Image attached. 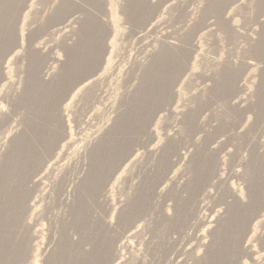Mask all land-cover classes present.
I'll list each match as a JSON object with an SVG mask.
<instances>
[{
  "label": "rangeland",
  "instance_id": "rangeland-1",
  "mask_svg": "<svg viewBox=\"0 0 264 264\" xmlns=\"http://www.w3.org/2000/svg\"><path fill=\"white\" fill-rule=\"evenodd\" d=\"M228 246L264 264V0H0V264Z\"/></svg>",
  "mask_w": 264,
  "mask_h": 264
},
{
  "label": "bare ground",
  "instance_id": "bare-ground-1",
  "mask_svg": "<svg viewBox=\"0 0 264 264\" xmlns=\"http://www.w3.org/2000/svg\"><path fill=\"white\" fill-rule=\"evenodd\" d=\"M86 6H88L89 8H90V4L88 5H86ZM85 8V7H84ZM86 31V30H85ZM87 32V31H86ZM186 46V45H185ZM182 47V46H181ZM181 49V48H180ZM179 49V50H180ZM186 49H187V47H186ZM184 51V50H183ZM176 53H178V51H176ZM177 55V54H176ZM172 57V56H171ZM69 60H70V57L68 58V60H67V62H66V64H70L69 63ZM170 61H171V59H169ZM174 60V59H173ZM177 61V60H176ZM161 62V61H160ZM168 63H170V62H168ZM73 64V63H72ZM163 65V64H162ZM166 65V64H165ZM174 65V64H173ZM178 65V64H177ZM176 65V66H177ZM175 66V67H176ZM67 67V66H66ZM65 67V68H66ZM69 67V66H68ZM166 67V66H165ZM164 67V68H165ZM174 67V66H173ZM175 67H174V69H175ZM69 68H71V67H69ZM169 69V68H168ZM164 70V69H163ZM173 70V69H172ZM166 71H168L167 69H166ZM165 72V71H164ZM167 75V74H166ZM173 76V75H172ZM188 124V123H187ZM175 137V136H174ZM176 140H178V139H176ZM34 153V152H33ZM113 155V154H112ZM110 156V155H109ZM111 157V156H110ZM107 158H108V156H107ZM107 158H106V160H107ZM111 159V158H110ZM114 159V158H113ZM120 160V159H119ZM125 160V156H123V161ZM100 162V161H99ZM114 162V161H113ZM121 161H119V162H117L116 161V163H111L113 166H112V169H114V171L121 165ZM26 165V164H25ZM29 165V164H28ZM30 183V182H29ZM89 185V184H88ZM102 191V190H101ZM183 193H186V192H184L183 191ZM198 193V192H197ZM196 193V194H197ZM202 193V192H201ZM200 193V194H201ZM200 194H198L197 195V197L200 195ZM189 196V195H188ZM17 199V198H16ZM182 199H185V198H182ZM187 201V200H186ZM180 207H186V209H188L187 208V205H184V204H181L180 205ZM190 208V207H189ZM241 209H242V207H241ZM244 210H245V208H243ZM239 210V209H238ZM133 211V210H132ZM178 211V210H177ZM243 211V210H242ZM237 212V211H236ZM244 212V211H243ZM137 213H139V212H136V214ZM239 214V213H238ZM229 215V214H228ZM240 215H242V213L240 214ZM239 215V217H241ZM137 216L139 217V215L137 214ZM233 217V216H232ZM250 217H251V215H250ZM254 217V216H253ZM242 218V217H241ZM252 218V217H251ZM250 218V219H251ZM227 219H229V218H227ZM253 219V218H252ZM226 220V219H225ZM228 221V220H227ZM238 222V221H237ZM174 223H177V220L174 218V219H168V220H164V222H162V228H164V229H167V228H169L170 226H172ZM230 223H231V220H230ZM234 224H232V225H228L227 226V228L226 229H229L230 230V228L231 229H234V228H232V227H235L236 228V230H237V233L239 234V232H238V230L240 229L239 228V223H237L236 224V222L234 221L233 222ZM178 224V223H177ZM221 224V223H220ZM225 224V223H224ZM227 224H228V222H227ZM175 225V224H174ZM224 226H226V225H224ZM242 226H243V224H242ZM242 226H241V228H242ZM246 227H247V224H246ZM172 228V227H171ZM222 228V227H221ZM108 229V228H107ZM116 229V228H115ZM223 230V229H222ZM244 230V232H242L238 237H236L235 239H234V243L235 244H239L240 242H241V240H243V238H244V236H245V234H247L246 233V229H243ZM172 231H173V229H172ZM172 231H170V232H172ZM224 231H225V229H224ZM231 231V230H230ZM230 231H228V233L230 232ZM234 231H235V229H234ZM240 231V230H239ZM226 232V231H225ZM232 232V231H231ZM223 234V233H222ZM226 234V233H225ZM224 234V235H225ZM232 234V233H231ZM229 235V234H228ZM223 236V235H222ZM226 237V236H225ZM225 237H224V239H225ZM230 238H232L231 237V235H230ZM221 242V241H220ZM226 242V241H225ZM228 242H229V240H228ZM225 245V244H224ZM234 245V244H233ZM222 246V245H221ZM220 247V246H219ZM227 247V246H226ZM234 247V246H233ZM239 247H240V245H239ZM221 249V248H220ZM222 249H224V248H222ZM240 249V248H239ZM239 249H238V247L236 246V247H234V248H232V246L231 247H229L228 246V248H226V249H224V250H215L213 253H212V258H211V261H210V263L211 264H236V262H237V256H239L240 255V251H239ZM242 249V248H241Z\"/></svg>",
  "mask_w": 264,
  "mask_h": 264
}]
</instances>
